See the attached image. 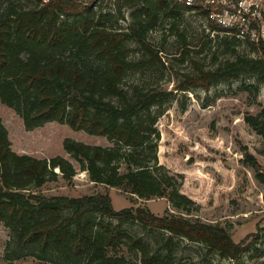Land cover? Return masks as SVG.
Wrapping results in <instances>:
<instances>
[{
    "label": "trees",
    "instance_id": "obj_1",
    "mask_svg": "<svg viewBox=\"0 0 264 264\" xmlns=\"http://www.w3.org/2000/svg\"><path fill=\"white\" fill-rule=\"evenodd\" d=\"M98 1L37 0L25 9L8 5L0 18V102L12 108L27 129L55 121L111 141L99 145L64 138L63 148L77 166L60 154L39 158L11 148L0 117V222L15 234L17 250L33 249L41 258L56 253V260L67 264H129L119 247L134 250L143 264H173L174 238L178 236L201 242L224 257L237 258L254 242L252 234L236 242L226 226L192 219L181 211L167 208L158 215L141 205L115 209L107 192L69 196L39 191L58 174L55 168L67 180L81 169L95 183L137 198L165 197L173 207L182 209L192 202L181 191L183 174L158 160V113L154 108L163 104L171 90L125 86L123 78L131 68L159 58L144 33L156 25L161 12L172 14L175 7L195 9L204 14L209 29L232 34L234 42L239 37L210 19L214 7H189L174 0H114L117 14L122 8H139L128 32L112 30L95 20L92 6ZM128 38H134L147 55L128 59ZM245 41L258 52L256 57L236 54L214 70L181 74L174 88H207L214 81L247 71L264 80V43ZM260 116L262 119H246L264 136V108ZM242 161L264 181L260 163L245 148ZM62 209L70 213L62 215ZM93 214L118 222L113 226L95 222L90 218ZM127 220L166 232L164 253H150L140 237L123 231L121 225Z\"/></svg>",
    "mask_w": 264,
    "mask_h": 264
},
{
    "label": "rangeland",
    "instance_id": "obj_2",
    "mask_svg": "<svg viewBox=\"0 0 264 264\" xmlns=\"http://www.w3.org/2000/svg\"><path fill=\"white\" fill-rule=\"evenodd\" d=\"M35 3L37 0H0V18L8 11V5L25 9ZM138 8H122L117 14L114 0H100L92 6L95 20L100 24L125 32L130 30L133 13ZM172 11V14L161 12L156 25L144 33L145 40L159 58L128 70L123 84L163 86L171 90L163 104L154 108L158 113L157 153L161 164L183 174L181 191L192 200L186 204L187 209L173 207L165 197L137 198L119 188L95 183L81 169L67 180L55 168L58 174L38 189L45 195L81 196L107 192L115 209L141 205L158 215L167 208L181 211L192 219L226 226L236 242L252 234L250 240L254 242L237 258L210 251L201 242L175 237L173 264H264V181H260L253 168L242 161L245 148L258 160L264 173V136L246 119L247 116L262 119L264 80L261 75L247 71L228 80L214 81L207 88H174L181 74L214 70L236 54L256 57L258 52L244 39L234 42L232 34L209 29L204 14L195 9L175 7ZM125 45L128 59L138 60L147 55L134 38L125 40ZM248 84L253 88H246ZM0 117L11 148L18 153L39 158L60 154L76 165L63 148L64 138L90 144H111L105 136L74 130L66 123L55 121L27 129L22 118L1 102ZM60 213L68 215L70 211L62 209ZM90 218L110 226L118 222L106 215L93 214ZM121 228L140 237L150 253H164L166 232L149 229L132 220L124 221ZM118 249L119 253L125 254L129 264H143L134 250ZM33 253V249L17 250L15 234L0 222V264H67L60 258L56 260V253H48L42 258Z\"/></svg>",
    "mask_w": 264,
    "mask_h": 264
},
{
    "label": "built area",
    "instance_id": "obj_3",
    "mask_svg": "<svg viewBox=\"0 0 264 264\" xmlns=\"http://www.w3.org/2000/svg\"><path fill=\"white\" fill-rule=\"evenodd\" d=\"M47 1V0H43ZM89 3L91 0H78ZM194 7H214L210 19L241 39L264 43V0H174Z\"/></svg>",
    "mask_w": 264,
    "mask_h": 264
}]
</instances>
